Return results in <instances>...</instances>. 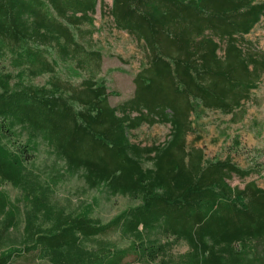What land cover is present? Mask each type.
I'll use <instances>...</instances> for the list:
<instances>
[{
  "label": "trees",
  "instance_id": "1",
  "mask_svg": "<svg viewBox=\"0 0 264 264\" xmlns=\"http://www.w3.org/2000/svg\"><path fill=\"white\" fill-rule=\"evenodd\" d=\"M98 3L0 0V264H264V187L231 182L260 177V165L210 157L188 142L198 106L237 123L258 104L264 49L247 35L264 1L113 0L114 26L146 58L134 95L119 106L98 78ZM62 63L85 77L59 75ZM144 124H169L170 132L161 142L132 141ZM42 144L58 161L50 174L37 166ZM240 144L233 139L232 150ZM66 173L137 204L109 222L95 216L94 202L70 208L55 197ZM8 183L21 197L10 196ZM181 243L188 248L175 256Z\"/></svg>",
  "mask_w": 264,
  "mask_h": 264
},
{
  "label": "rangeland",
  "instance_id": "2",
  "mask_svg": "<svg viewBox=\"0 0 264 264\" xmlns=\"http://www.w3.org/2000/svg\"><path fill=\"white\" fill-rule=\"evenodd\" d=\"M264 1V0H258ZM113 0H99L97 12L94 14L97 31L94 40L98 48L103 52V69L99 79H105L111 90L118 94L111 95L109 100L113 106H119L125 100L131 98L135 92V75L146 64L145 53L137 41L126 31L118 30L110 16L109 8ZM247 38L254 40L264 49V17L258 22ZM3 69H10L8 62L2 63ZM59 75L70 78L74 82L81 81L85 74L73 63H62ZM49 75L34 79L37 84H43ZM258 104L249 108L245 119L241 122H230V115H224L220 111L208 110L198 106L192 120L195 131L188 135V142L192 146L203 147L210 157L225 158L231 154L234 161L242 167H250L258 163L262 169V175L254 173L246 180L235 177L231 182L234 185L244 187L246 182L256 179L258 184L264 187V80L255 90ZM170 132L169 124H144L134 130L131 139L143 145L164 141ZM241 142L238 149L232 150L233 139ZM58 163L56 157L46 144L40 147L37 166L50 174L52 168ZM14 199L21 197L19 189L11 184L3 187ZM55 197L63 203H69L70 208H75L83 202H94V214L104 222H109L125 209L137 204L133 199L109 194L106 190L90 189L79 174L66 173L56 186ZM17 235V232H14ZM111 237L122 244L128 243V238L114 231ZM184 243L178 244L173 249V254H179L187 250ZM1 253V252H0ZM37 259V258H36ZM131 264H145L131 257ZM14 264H51L47 260L17 258Z\"/></svg>",
  "mask_w": 264,
  "mask_h": 264
}]
</instances>
